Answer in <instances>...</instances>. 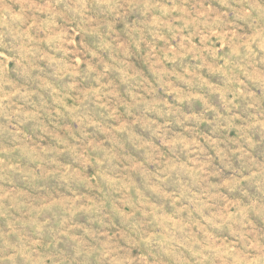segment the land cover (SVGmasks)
<instances>
[{
    "label": "rangeland",
    "instance_id": "rangeland-1",
    "mask_svg": "<svg viewBox=\"0 0 264 264\" xmlns=\"http://www.w3.org/2000/svg\"><path fill=\"white\" fill-rule=\"evenodd\" d=\"M0 264H264V0H0Z\"/></svg>",
    "mask_w": 264,
    "mask_h": 264
}]
</instances>
